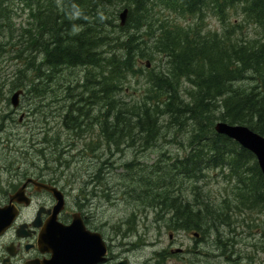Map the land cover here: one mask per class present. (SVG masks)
Wrapping results in <instances>:
<instances>
[{"label": "trees", "instance_id": "1", "mask_svg": "<svg viewBox=\"0 0 264 264\" xmlns=\"http://www.w3.org/2000/svg\"><path fill=\"white\" fill-rule=\"evenodd\" d=\"M16 5L22 11H28L30 16L29 27L23 31H14L11 22L13 15L17 14ZM127 8L129 17L126 27L122 28L116 22L120 12ZM166 10L183 17L203 18L201 23L208 13L226 23L229 12L236 10L241 12L243 19L249 21L250 25L264 30V0H0V35L9 40L19 38L18 44L23 49L18 57L26 62V68L18 71L13 86L16 90H26L27 94L38 90L44 95L46 91H41V85L48 87L56 83L68 68H83L87 76L86 85L83 84L82 88L87 91L82 92L80 99L73 103L74 107L70 106L66 113L64 124L69 130L82 132L90 114L96 113L101 116L102 121L98 122L102 124V136L110 145L119 150L127 139L130 146H134L135 141H142V146L149 147L165 129L160 120L168 117L169 124L175 125L180 131L191 133L189 152L183 158L172 159L171 168L166 171L172 179L175 176L176 185L180 179H184L193 181L195 188L201 189L197 183L205 178V171L227 168L243 185L241 203H249L248 207L255 209L264 202V181L255 157L241 149L236 142L218 135L215 125L217 122H225L247 126L264 137V40L235 42L234 31L228 29L222 35L218 32L204 35L199 25H188L187 28L177 24L172 26L170 21L158 17ZM113 28L125 33L116 36ZM140 31H145L148 38L140 34ZM141 39L154 41V54L162 53L170 68L165 74L154 73L148 77L146 99L132 107L121 98L118 100L114 97L122 91L129 76L136 77L140 73L135 68L137 63L134 60L139 53L144 56L145 48L142 46L146 42ZM139 42L143 44L140 46ZM248 79L253 81L248 82ZM88 83L91 84L90 91ZM183 88L186 96L182 94ZM77 103H80L79 106ZM46 135L50 136L49 133ZM52 136L50 138L59 140L57 134ZM39 153L42 154V151ZM61 153L54 162L56 170L63 167ZM251 162H254V167L250 168L251 176L247 178L243 173ZM132 165H127L128 170ZM99 174L91 177L98 185L102 184V174ZM147 183L146 186L141 185V182L139 184L143 191L141 196L154 198L153 202L159 203L161 207L165 205L163 211L176 213L177 222L192 221L196 225L202 222L206 214L217 231L222 222L231 226L226 215L218 211H207V205L205 208L200 204H190L191 208L187 207L188 204L184 208L176 205L174 202L184 197L178 193L174 184H166L167 180L150 177ZM170 198H174L171 204L168 203ZM201 204L204 205V202ZM222 218L228 220H220Z\"/></svg>", "mask_w": 264, "mask_h": 264}, {"label": "rangeland", "instance_id": "2", "mask_svg": "<svg viewBox=\"0 0 264 264\" xmlns=\"http://www.w3.org/2000/svg\"><path fill=\"white\" fill-rule=\"evenodd\" d=\"M15 10L17 14L13 15L11 21L14 31H23L29 27V13L28 11H22V8L17 5L15 6ZM158 17L170 21L172 26L177 24L182 26V28H187L188 25L192 27L199 25L201 33L204 35L215 32L222 35L228 29L234 31L233 40L235 42L264 40V30L259 26L250 25L249 21L243 19L241 12H237L236 10L229 12V19L226 23H223L211 13H208L207 18L202 23L198 18L183 17L169 11H164ZM117 24L120 25V18ZM113 30L114 34L119 37L125 33L120 32L117 28H113ZM144 32L140 31V34L148 38ZM131 33L134 34V32ZM143 40L141 39V41ZM18 41V37L9 40L8 38L3 39L0 35V175H2V190L7 188L4 182L11 176L22 174L25 171L36 173L43 163L54 164L61 151L63 152L61 153V164H63V167L56 170L54 165H50V173L54 174L55 178L62 176L61 185L65 188L68 198H77L78 196L89 198L91 203L98 207L99 212H104V216L112 217L115 226L122 219L129 220L134 210L142 209L152 204L154 198L142 197L143 191L140 190L139 184L141 182V185L146 186L148 178L158 177L167 180L168 183L166 184L168 185L174 184L178 193L184 197L174 202L176 205L179 201L184 204H193L194 206L200 204L203 208L207 205V211L222 212V215H226L225 217L229 218L228 222L231 226H226L222 222L218 226L219 230L217 231L214 224L210 222V218L207 217L209 219L207 242L229 245L230 249L236 247V249H241L245 252L244 254H253V252H256L255 249L257 247L259 249L264 248V202H261L259 207L255 209L249 208V203H241L240 198H243V185L239 184V181L229 169L218 168L205 171V178L203 181L200 180L197 183V186L201 189H196L193 181L184 179H180L178 185H176L174 174L172 173L174 176L172 179L170 177L171 174L166 172L171 168L172 159L183 158L189 152V140L191 136L190 132H186V130L179 131L175 125L169 124L168 117L160 120L161 123H164L165 129L158 134L157 140L155 139L156 141L149 148L142 146V141H135V146L125 147L124 145H129V142L126 141L118 151L116 147L114 148V146H111L104 140L102 132H100L101 125L98 122L101 116H97L96 113L90 114V118L87 120V124H85L86 127H84L82 132H79L80 134L69 130L63 123L66 121L68 108L80 99L82 92L84 93L83 89L85 90V88H82V84H86L85 77L87 73L83 68L64 70L56 83L45 88L44 86L41 87L43 91L47 92L44 95L40 94L41 92L37 90V93L33 91L29 94L24 90L25 94L20 98V106L14 108L11 98L17 90L13 84L19 75L18 71L26 68L25 59L18 57L20 51L23 49L18 44ZM139 43L140 46L143 44ZM154 43V41H149L145 43V46H142L145 48L144 56H141L139 53L134 60L137 63L136 70L141 73H138L136 77L129 76L123 84V91L116 94L117 97L115 98L118 100L121 98L127 105H134L142 99H146L145 95H148L149 88L148 77L151 74H165L170 68L164 55L154 54ZM23 56L25 57L24 54ZM159 69L160 72H158ZM89 84L88 87L91 88ZM184 88H187V85H184ZM184 88L182 94L186 96ZM40 106L45 108H40ZM21 118H24L22 123H20ZM47 132L50 136L57 134L59 140H56V138L55 140H51L50 136L46 135ZM87 142L89 143L87 144ZM58 148L59 151L55 152ZM40 151H42V154L39 153ZM130 163H133V165L128 170L127 165ZM246 167L247 170L243 174L247 178H250V168L254 167V162H251ZM99 170L102 174V184L98 185L94 180L92 181L91 177L97 175ZM62 173H64V176L61 175ZM196 192L198 194L197 198ZM201 196L204 198H201ZM40 198L49 197L44 195ZM173 199H168V203L171 204ZM203 202L204 205L201 204ZM163 208L162 206L159 214L154 209L149 208L147 212L149 213L148 225L154 226L155 224L151 223H155L157 219L158 225L156 226H175L172 221L173 213L169 212L165 214ZM220 220L228 219L222 218ZM200 226H202V223ZM194 240L193 238L186 241L193 242ZM163 241H169L168 234H163ZM209 252L219 253L212 247H210ZM260 256L264 260V255L260 254ZM213 263L219 264L217 262Z\"/></svg>", "mask_w": 264, "mask_h": 264}, {"label": "flooded vegetation", "instance_id": "3", "mask_svg": "<svg viewBox=\"0 0 264 264\" xmlns=\"http://www.w3.org/2000/svg\"><path fill=\"white\" fill-rule=\"evenodd\" d=\"M50 165L43 163L36 173L13 175L4 182L5 190L1 188L0 175V211L12 206L17 212L10 227L0 231V264H264L260 256L264 255V248L244 254L236 247L207 242L206 214L202 226L193 225L192 221L177 222L173 211L175 226H156L157 219L151 223L154 226L148 225L149 208L157 214L161 211V205L153 203L134 210L129 220L122 219L115 226L112 217L99 212L89 198H68L61 185L62 176L55 178ZM30 179L62 192L64 204L59 213L58 200L43 189L37 190L28 183ZM24 185L25 201L13 202L12 196ZM44 195L49 198H40ZM184 205L187 204L179 201V207ZM187 207L191 208L190 204ZM163 234H168V242L163 241ZM193 238V242L186 241ZM210 247L219 253H210Z\"/></svg>", "mask_w": 264, "mask_h": 264}, {"label": "water", "instance_id": "4", "mask_svg": "<svg viewBox=\"0 0 264 264\" xmlns=\"http://www.w3.org/2000/svg\"><path fill=\"white\" fill-rule=\"evenodd\" d=\"M129 17V10L125 9L120 14V25L124 27L127 23ZM23 90H19L14 93L11 98V103L14 108H17L20 104V97L23 94ZM215 131L218 135L226 136L227 138L238 143L243 149L249 151L253 154L258 162L259 168L262 172L264 178V137L260 134L252 131L250 128L246 126L240 125H230L225 122H218L215 126ZM28 183L34 184L38 189H44L49 193L53 194L54 198H56L59 202V205L56 207V213H59L64 204V197L61 191L53 187L51 185H45L38 183L37 181L30 179ZM27 185V184H26ZM19 189L13 196L12 201L22 204L25 201V187ZM16 209L15 207L9 206L1 209L0 211V231L3 233L7 230L12 224L13 220L16 217Z\"/></svg>", "mask_w": 264, "mask_h": 264}, {"label": "bare ground", "instance_id": "5", "mask_svg": "<svg viewBox=\"0 0 264 264\" xmlns=\"http://www.w3.org/2000/svg\"><path fill=\"white\" fill-rule=\"evenodd\" d=\"M122 6L124 5V4H121ZM123 8V7H122ZM120 9V8H119ZM128 9V8H127ZM122 10V9H121ZM237 10H239V9H237ZM167 11V10H166ZM170 12V11H169ZM110 13V12H109ZM121 13V12H120ZM164 13V12H163ZM118 15V14H117ZM158 15V14H157ZM160 15V14H159ZM116 17H118V16H116ZM170 17V16H169ZM200 18H201V16H200ZM203 18H201V20H202ZM107 20H108V17H107ZM115 20V19H114ZM109 21H111V20H109ZM112 22V21H111ZM116 23H118V21L116 22ZM114 26V25H113ZM108 28H109V26H107ZM117 27V26H116ZM118 28V27H117ZM117 30H119V29H117ZM117 30H116V32H117ZM114 32V31H113ZM122 32V31H121ZM132 32V31H131ZM134 32V31H133ZM110 33V32H109ZM118 33V32H117ZM135 33V32H134ZM140 33V32H139ZM133 34V33H132ZM111 35L109 34V37H110ZM115 36V35H114ZM149 36V35H148ZM139 37H141V36H139ZM113 38V37H112ZM122 38V37H121ZM116 40V39H115ZM112 41V40H111ZM143 45H145V44H143ZM147 45V44H146ZM115 46V45H114ZM111 47H113V46H111ZM107 48H110V47H107ZM105 49V48H104ZM112 49V48H111ZM110 49V50H111ZM143 49V48H142ZM102 51V50H101ZM147 51V50H146ZM100 52V51H99ZM101 54H103V53H101ZM105 54V53H104ZM117 54H119V53H117ZM162 54V53H161ZM105 56V55H104ZM39 60V59H38ZM86 67V66H85ZM80 68V67H79ZM44 69V68H43ZM89 69V68H88ZM111 69V68H110ZM165 69V68H164ZM30 70V69H29ZM68 70H70V68H68L67 69V71ZM30 71H32V70H30ZM46 71V70H45ZM51 71V70H50ZM61 71V70H60ZM59 71V72H60ZM92 70H90V72H91ZM154 71V70H153ZM48 72V71H47ZM100 72V71H99ZM157 72V71H156ZM158 72H160V69H159V71ZM28 73H30V72H28ZM51 73V72H50ZM102 73V72H101ZM104 73V72H103ZM119 73H121V72H119ZM129 73V72H128ZM141 73V72H140ZM139 73V74H140ZM51 74H53V73H51ZM98 74V73H97ZM110 74V73H109ZM134 74V73H133ZM33 75V74H32ZM123 75H124V73H123ZM128 75V74H127ZM53 76V75H52ZM109 76V75H108ZM117 76V75H116ZM147 76V75H146ZM56 77V76H55ZM94 77V76H93ZM134 77V76H133ZM249 76H247L246 78H248ZM34 78V77H33ZM54 78V77H53ZM114 78V77H113ZM118 78V77H117ZM121 78V77H120ZM175 78V77H174ZM173 78V79H174ZM185 78V77H184ZM252 78V77H251ZM31 79V78H30ZM86 79V78H85ZM96 79V78H95ZM101 79H103V78H101ZM26 80V79H25ZM52 80V79H51ZM99 80V79H98ZM103 80H105V79H103ZM108 80V79H107ZM126 80V79H125ZM177 80V79H176ZM178 80H180V79H178ZM247 80V79H246ZM249 80H250V82H251V80L252 79H248V82H249ZM256 80V79H255ZM45 81V80H44ZM48 81V80H47ZM112 81V80H111ZM121 81V80H120ZM183 81H184V79H183ZM244 81V80H243ZM253 81V80H252ZM30 82V81H29ZM36 82V81H35ZM50 82H52V81H50ZM77 82H79V81H77ZM109 82V81H108ZM107 82V83H108ZM122 82H123V80H122ZM177 82V81H176ZM180 82V81H179ZM186 82V81H185ZM239 82V81H238ZM242 82V81H241ZM48 83H49V81H48ZM118 83H119V80H118ZM237 83V82H236ZM29 84V83H28ZM36 84V83H35ZM42 84V83H41ZM51 83H49V85H50ZM72 84V83H71ZM84 84V83H83ZM82 84V85H83ZM89 84V83H88ZM97 84V83H96ZM110 84V83H109ZM121 84V83H120ZM192 84V83H191ZM238 84V83H237ZM68 85H70V84H68ZM74 85V84H73ZM86 85V84H85ZM92 85H93V83H92ZM118 85V84H117ZM122 85V84H121ZM177 85H179V83L177 84ZM183 85V84H182ZM234 85V84H233ZM241 85H243L242 83H241ZM39 86V85H38ZM43 85H41V87H42ZM90 86H91V84H90ZM240 86V85H239ZM246 86H247V84H246ZM256 86V85H255ZM93 87H95V85L93 86ZM112 87V86H111ZM243 87V86H242ZM247 87H249L250 88V86H249V84H248V86ZM246 87V88H247ZM26 88V87H25ZM37 88V87H36ZM45 88V87H44ZM43 88V89H44ZM73 88V87H72ZM75 88H76V86H75ZM84 88V87H83ZM152 88V87H151ZM182 88V87H181ZM30 90H31V88H29ZM92 89V88H91ZM90 88L88 89L89 91L91 90ZM237 89V88H236ZM238 89H240L239 87H238ZM251 89V88H250ZM44 90H46V89H44ZM73 90V89H72ZM75 90V89H74ZM86 90V89H85ZM120 90V89H119ZM244 90H245V88H244ZM34 91V90H33ZM38 91V90H37ZM37 91H36V93H37ZM41 91H43V90H41ZM48 91V90H47ZM65 91V90H64ZM78 91V90H77ZM81 91V90H80ZM83 91H84V89H83ZM87 91V90H86ZM112 91H114V89L112 90ZM123 91V90H122ZM251 91V90H250ZM253 91V90H252ZM40 92V91H39ZM51 92V91H50ZM66 92V91H65ZM72 92V91H71ZM70 92V93H71ZM116 92V91H115ZM196 92V91H195ZM35 93V92H34ZM33 93V94H34ZM45 93H47V92H45ZM53 93V92H52ZM85 93V92H84ZM87 93V92H86ZM93 93V92H92ZM112 93V92H111ZM110 93V94H111ZM191 93H192V91H191ZM24 94H25V91H24ZM43 94V93H42ZM62 94H63V92H62ZM75 94V93H74ZM90 94H91V92H90ZM109 94V95H110ZM180 94V93H179ZM189 94V93H188ZM32 95V94H31ZM65 95V94H64ZM88 95V94H87ZM86 95V96H87ZM153 95V94H152ZM46 96V95H45ZM73 96V95H72ZM85 96V97H86ZM159 96H160V94H159ZM36 97V96H35ZM49 97H51V96H49ZM65 97V96H64ZM67 97V96H66ZM89 97V96H88ZM112 98H113V96H111ZM115 97H117V96H115ZM114 97V98H115ZM145 97H146V95H145ZM192 97V96H191ZM38 98V97H37ZM79 98V97H78ZM141 98V97H140ZM149 98V97H148ZM158 98V97H157ZM160 98V97H159ZM44 99V98H43ZM43 99H41V100H43ZM52 99V98H51ZM77 99V98H76ZM75 99V100H76ZM150 100H151V98H149ZM219 99H221V98H219ZM61 100V99H60ZM64 100V99H63ZM87 100V99H86ZM155 100V99H154ZM188 100V99H187ZM192 100H193V98H192ZM217 100V99H216ZM53 101V100H52ZM55 101V100H54ZM66 101V100H65ZM81 101V100H80ZM83 101V100H82ZM149 101V100H148ZM152 101H153V99H152ZM156 101V100H155ZM158 101V100H157ZM185 101H186V99H185ZM190 101V100H189ZM220 101V100H219ZM62 102H64V101H62ZM86 102V101H85ZM110 102V101H109ZM119 102V101H118ZM187 102V101H186ZM193 102V101H192ZM69 103V102H68ZM81 103V102H80ZM79 103V104H80ZM120 103V102H119ZM149 103V102H148ZM151 103V102H150ZM42 104V103H41ZM53 104V103H52ZM66 104H67V102H66ZM79 104L77 103L76 105H78L79 106ZM106 104H107V102H106ZM142 104V103H141ZM152 104V103H151ZM159 104V103H158ZM56 105V104H55ZM108 105V104H107ZM110 105V104H109ZM114 105V104H113ZM122 105V104H121ZM48 106V105H47ZM71 106H73L74 107V104L73 105H71ZM106 106V105H105ZM115 106V105H114ZM119 106V105H118ZM125 106V105H124ZM127 106V105H126ZM137 106V105H136ZM141 106V105H140ZM42 106H40V108H41ZM132 107H133V105H132ZM42 108H45V107H42ZM66 108V107H65ZM107 108H109V107H107ZM110 108H111V106H110ZM109 108V109H110ZM119 108V107H118ZM126 108V107H125ZM130 108V107H129ZM69 109V108H68ZM86 109V108H85ZM117 109V108H116ZM221 109V108H220ZM65 110V109H64ZM72 110V109H71ZM81 110V109H80ZM87 110V109H86ZM89 110H90V108H89ZM107 110V109H106ZM136 111H137V109H135ZM37 111V110H36ZM41 111H43V110H41ZM84 111V110H83ZM118 111V110H117ZM126 111V110H125ZM39 112V111H38ZM74 112V111H73ZM81 112V111H80ZM132 112V111H131ZM138 112V111H137ZM217 112V111H216ZM41 113V112H40ZM107 113V112H106ZM126 113V112H125ZM124 113V114H125ZM70 114V113H69ZM127 114H129V113H127ZM84 115H86L85 113H84ZM130 115V114H129ZM217 115V114H216ZM68 116H70V115H68ZM76 116H78V115H76ZM75 116V117H76ZM89 116V115H88ZM119 116V115H118ZM44 117V116H43ZM65 117V116H64ZM120 117V116H119ZM124 117V116H123ZM128 117H130V116H128ZM45 118H47V117H45ZM55 118V117H54ZM77 118V117H76ZM87 118V117H86ZM86 118H85V120H86ZM90 118V117H89ZM117 118V117H116ZM124 118H126V117H124ZM56 119V118H55ZM71 119V118H70ZM78 119V118H77ZM111 119H113V118H111ZM161 119V118H160ZM69 120V119H68ZM95 120V119H94ZM98 120V119H97ZM103 120H104V118H103ZM110 120V119H109ZM127 120H128V118H127ZM74 121V120H73ZM72 121V122H73ZM91 121V120H90ZM100 121H102V120H100ZM111 121V120H110ZM87 122V121H86ZM97 122V121H96ZM112 122V121H111ZM62 123V122H61ZM76 123V122H75ZM89 123V122H88ZM101 123V122H100ZM103 123V122H102ZM46 124V123H45ZM64 124V123H63ZM69 124V123H68ZM85 125V124H84ZM102 125V124H101ZM115 125V124H114ZM160 125V124H159ZM233 125V124H232ZM243 125V124H242ZM79 126V125H78ZM59 127V126H58ZM86 127V126H85ZM103 127V126H102ZM71 128V127H70ZM73 128H75V127H72L71 129H73ZM88 128V127H87ZM58 129H60V128H58ZM58 129H56V130H58ZM97 129V128H96ZM111 129V128H110ZM251 129V128H250ZM54 130V129H53ZM83 130V129H82ZM86 130V129H85ZM89 130V129H88ZM98 130V129H97ZM100 130V129H99ZM79 131V130H78ZM126 131V130H125ZM138 131H140V130H138ZM180 131V130H179ZM59 132V131H58ZM92 132V131H91ZM100 132H101V130H100ZM48 133V132H47ZM57 133V132H56ZM79 133V132H78ZM88 133V132H87ZM104 133V132H103ZM45 134V133H44ZM55 134V133H54ZM80 134V133H79ZM94 134V133H93ZM92 134V135H93ZM100 134V133H99ZM82 135H83V133H82ZM101 135V134H100ZM104 135V134H103ZM90 136V135H89ZM124 136V135H123ZM122 136V137H123ZM127 136H129V134H127ZM146 136V135H145ZM187 136H189V135H187ZM221 136V135H220ZM263 136V135H262ZM47 137V136H46ZM45 137V138H46ZM57 137V136H56ZM85 137H87V136H85ZM94 137V136H93ZM101 137V136H100ZM223 137H225V136H223ZM82 138V137H81ZM90 138V137H89ZM225 138H227V137H225ZM52 139V138H51ZM60 139H61V137H60ZM79 139V138H78ZM93 139V138H92ZM96 139H98V138H96ZM101 139V138H100ZM105 139V138H104ZM108 139V138H107ZM120 139V138H119ZM143 139H145V138H142V140ZM228 139V138H227ZM43 140V139H42ZM50 140V139H49ZM56 140H58V139H56ZM90 140H91V138H90ZM154 140V139H153ZM157 140V139H156ZM155 140V141H156ZM187 140H188V137H187ZM99 141V140H98ZM108 141V140H107ZM126 141H127V139H126ZM232 141V140H231ZM46 142V141H45ZM44 142V143H45ZM53 142V141H52ZM51 142V143H52ZM60 142V141H59ZM100 142V141H99ZM98 142V143H99ZM102 142V141H101ZM145 142V141H144ZM233 142V141H232ZM54 143V142H53ZM89 142H87V144H88ZM95 143V142H94ZM110 143V142H109ZM120 143V142H119ZM128 143V142H127ZM126 143V144H127ZM47 144V143H46ZM96 144H97V142H96ZM105 144V143H104ZM130 144V143H129ZM131 144H132V142H131ZM187 144V143H186ZM60 145V144H59ZM119 145V144H118ZM124 145V144H123ZM149 145V144H148ZM238 145V144H237ZM45 146V145H44ZM55 146V145H54ZM70 146V145H69ZM89 146H90V144H89ZM98 146H100V145H98ZM107 146V145H106ZM112 146V145H111ZM122 146V145H121ZM125 147H127V146H130V145H124ZM135 146V145H134ZM147 146V145H146ZM182 146V145H181ZM181 146H180V148H181ZM7 147V146H6ZM49 147V146H48ZM56 147V146H55ZM72 147V146H71ZM88 147V146H87ZM105 147V146H104ZM109 147V146H108ZM137 147V146H136ZM4 148V147H3ZM57 148V147H56ZM91 148V147H90ZM112 148V147H111ZM115 148V147H114ZM118 148V147H117ZM122 148V147H121ZM124 148V147H123ZM135 148V147H134ZM149 148V147H148ZM184 148V147H183ZM74 149V148H73ZM77 149V148H76ZM88 149H89V147H88ZM129 149V148H128ZM131 149V148H130ZM241 149H243V148H241ZM2 150V149H1ZM92 150V149H91ZM120 150V149H119ZM118 150V151H119ZM139 150V149H138ZM137 150V151H138ZM145 150H146V148H145ZM182 150V149H181ZM46 151V150H45ZM55 151V150H54ZM59 151V148H58V150L57 151H55V152H58ZM76 151V150H75ZM116 151V150H115ZM142 151V150H141ZM85 152V151H84ZM117 152V151H116ZM143 152V151H142ZM148 152V151H147ZM63 153V152H62ZM89 153V152H88ZM108 153V152H107ZM114 153V152H113ZM119 153V152H118ZM93 156V155H92ZM228 156V155H227ZM112 162V161H111ZM48 164V163H47ZM108 165V164H107ZM250 165V164H249ZM109 167V166H108ZM105 168H106V166H105ZM245 168V167H244ZM108 169V168H107ZM2 172V171H1ZM97 174V173H96ZM99 174V173H98ZM101 174V173H100ZM99 174V175H100ZM24 175V174H23ZM20 176V175H19ZM203 176V175H202ZM1 177H2V175H1ZM12 177V176H11ZM9 179V178H8ZM202 180V179H201ZM102 181V180H101ZM203 181V180H202ZM99 183H101V182H99ZM23 188V187H22ZM93 188V187H92ZM92 192V191H91ZM158 200V199H157ZM159 201V200H158ZM152 204H153V202H152ZM159 204V203H158ZM151 205V204H150ZM154 205V204H153ZM152 205V206H153ZM157 206V205H156ZM165 206V205H164ZM163 206V207H164ZM167 207V206H166ZM185 207V206H184ZM159 208V207H158ZM166 210V209H165ZM168 210H169V207H168ZM171 210V209H170ZM190 210V209H189ZM172 211V210H171ZM164 213V212H163ZM166 214V213H165ZM184 227H185V225H184ZM158 234V233H157ZM159 235V234H158ZM214 238H215V236H214Z\"/></svg>", "mask_w": 264, "mask_h": 264}]
</instances>
